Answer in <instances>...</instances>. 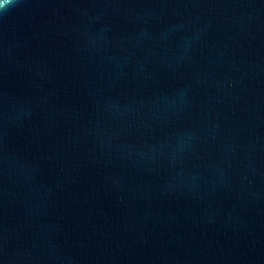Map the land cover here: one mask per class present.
Masks as SVG:
<instances>
[{
  "label": "water",
  "instance_id": "obj_1",
  "mask_svg": "<svg viewBox=\"0 0 264 264\" xmlns=\"http://www.w3.org/2000/svg\"><path fill=\"white\" fill-rule=\"evenodd\" d=\"M0 4V264H264V0Z\"/></svg>",
  "mask_w": 264,
  "mask_h": 264
},
{
  "label": "clouds",
  "instance_id": "obj_2",
  "mask_svg": "<svg viewBox=\"0 0 264 264\" xmlns=\"http://www.w3.org/2000/svg\"><path fill=\"white\" fill-rule=\"evenodd\" d=\"M0 6H4L3 4H0Z\"/></svg>",
  "mask_w": 264,
  "mask_h": 264
}]
</instances>
